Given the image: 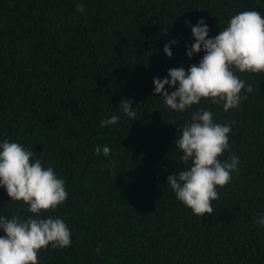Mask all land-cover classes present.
<instances>
[{"label":"trees","instance_id":"16d2710c","mask_svg":"<svg viewBox=\"0 0 264 264\" xmlns=\"http://www.w3.org/2000/svg\"><path fill=\"white\" fill-rule=\"evenodd\" d=\"M248 10L264 15V0H0V142L33 150L68 192L41 216L63 219L72 243L41 250L39 264H264V226L256 223L264 213V72L236 73L254 91L242 90L247 99L228 111L202 99L177 112L154 95V77L205 54L187 55L191 26L204 19L215 37ZM122 98L133 101L136 120L120 112ZM200 107L231 124V151L220 159H240L204 217L167 185L187 167L178 128ZM112 115L119 121L101 127ZM97 145L111 154L96 155ZM17 208L33 215L0 187V215L10 219Z\"/></svg>","mask_w":264,"mask_h":264},{"label":"clouds","instance_id":"9594fccd","mask_svg":"<svg viewBox=\"0 0 264 264\" xmlns=\"http://www.w3.org/2000/svg\"><path fill=\"white\" fill-rule=\"evenodd\" d=\"M78 12H84L82 3L76 4ZM186 23H190L186 21ZM209 26L204 19L191 26L194 42L186 45L187 55L204 51L198 64L185 68L173 67L164 78L154 77V95L163 97L165 106L173 111L184 112L202 99L221 105L224 111L239 107L254 88L236 73L264 72V15L257 10L234 14L227 26L215 37H209ZM172 40L164 46L168 57L173 55ZM169 85L173 90H165ZM120 112L136 120L131 99L122 98ZM213 112L200 107L193 112L189 122L178 128L175 147L182 155L180 162L187 167L167 177L169 188L177 199L196 216L212 215L213 201L219 198L217 188L225 187L232 179L233 171L239 173L240 159L231 155L221 160L225 150L231 151L229 134L231 124L216 123ZM119 115L106 116L100 121L105 127L116 124ZM96 155L107 157L111 149L97 145ZM110 161L106 167H111ZM0 187L6 189L11 201L23 202L31 216H21L17 208L10 219L0 215V264H39V253L49 246L63 249L72 243V233L61 218H42V212L52 211L68 198L66 181L59 177L54 167H44L34 151L19 142L4 139L0 142ZM256 223L264 226V213ZM100 251V246L96 249Z\"/></svg>","mask_w":264,"mask_h":264}]
</instances>
